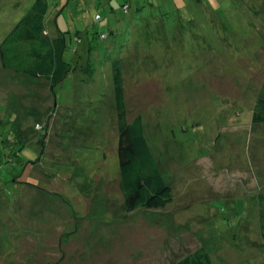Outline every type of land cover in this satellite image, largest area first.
<instances>
[{"label": "rangeland", "instance_id": "rangeland-1", "mask_svg": "<svg viewBox=\"0 0 264 264\" xmlns=\"http://www.w3.org/2000/svg\"><path fill=\"white\" fill-rule=\"evenodd\" d=\"M47 2L65 59L80 46L93 81L77 68L54 97L0 63V159L12 160L0 264H174L205 249L214 264H264V126L249 118L264 94V0ZM33 3L0 0V43ZM115 61L173 187L167 208L124 205Z\"/></svg>", "mask_w": 264, "mask_h": 264}, {"label": "trees", "instance_id": "trees-1", "mask_svg": "<svg viewBox=\"0 0 264 264\" xmlns=\"http://www.w3.org/2000/svg\"><path fill=\"white\" fill-rule=\"evenodd\" d=\"M129 8V4L124 5V12L127 13ZM48 12L47 0H34L29 11L12 26L9 34L0 43V63L4 70L51 83L52 94L56 97L55 88L63 84L77 68L83 69L87 74V83L93 81L94 70L90 64L78 65L79 58L75 59V57L80 46L73 48L71 60L65 59L68 51L67 38L65 33L60 32V34L51 30L49 19L47 21ZM51 24L54 27V23ZM76 38L79 39L78 36ZM113 88L115 119L119 133L117 155L126 210L133 212L137 209L167 208L174 199L173 187L164 178L160 162L148 142L142 116L137 115L132 117L133 119L129 116L125 76L119 61H115L113 66ZM80 89L79 87V91ZM251 106V114H249L251 125L264 126V94ZM39 127L38 125L36 132L33 130L34 134L31 137L37 138L35 134L39 135L38 130L43 128ZM8 162L12 164L9 155L0 159V173ZM10 167L12 170V165ZM3 179L4 176L0 179L2 187H4L1 184ZM22 184L34 186L30 183ZM205 250H197L191 255L180 258L174 264H214Z\"/></svg>", "mask_w": 264, "mask_h": 264}]
</instances>
